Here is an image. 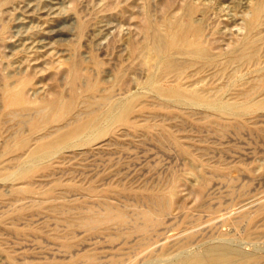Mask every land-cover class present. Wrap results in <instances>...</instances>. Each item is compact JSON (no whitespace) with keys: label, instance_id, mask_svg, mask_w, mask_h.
<instances>
[{"label":"rangeland","instance_id":"obj_1","mask_svg":"<svg viewBox=\"0 0 264 264\" xmlns=\"http://www.w3.org/2000/svg\"><path fill=\"white\" fill-rule=\"evenodd\" d=\"M255 2L0 0V264H178L220 246L264 264V14L253 59L212 65L240 52ZM186 3L211 63L174 51V76L148 33ZM57 97L71 106L46 124Z\"/></svg>","mask_w":264,"mask_h":264},{"label":"bare ground","instance_id":"obj_2","mask_svg":"<svg viewBox=\"0 0 264 264\" xmlns=\"http://www.w3.org/2000/svg\"><path fill=\"white\" fill-rule=\"evenodd\" d=\"M227 7H228V5H227ZM193 11H194V6L191 5L190 3H186L183 7V13L182 14L169 15V16L165 17L163 19V21L160 23V25H157V24L152 25L153 29L150 33H148V36L151 38V41L153 44L151 48L154 50L155 55L157 57V59H156V61H158L157 63L160 66H162L166 70L167 73H172V75H174V76H181V75L185 76L184 71L187 67L186 63L179 61V59L177 60V59L169 58V55L174 51L178 52V53H183V54L184 53L192 54L193 60L196 62H200L202 64V66L205 64L211 63L208 61H198V59L203 58L206 54H209V48L205 47L201 44V27L195 23L188 21L184 17L185 14H191ZM262 14H264V0H256L255 4H253V6H252V15L247 20V29H248L247 33L237 43L238 44L237 50L240 52L239 53H236V52L231 53L230 52V56L227 58L226 62L222 61V60H216V62L212 63V65L215 66V68H214L215 70L224 69L228 64V61H235V62L239 63L242 61L251 60L256 56V53H257L256 49H250V46L256 40V31L255 30L258 27V25L260 24V17ZM187 17H189V16H187ZM146 24L144 26L145 28H146ZM155 66H156V63H155ZM197 66H198V64H197ZM74 79H75V71H74V75L72 76V80H74ZM180 98L181 99L194 100L193 97H190L184 93L180 94ZM73 99H75V97H73ZM24 100H25V98L23 99V97H21V91L20 90L13 92V93L12 92H6V94H5V102H6L5 105H7V107L11 110H15V109L17 110L18 108L25 107ZM73 102H74V100H73ZM45 105H50V112H49V114H47L48 117L45 116V120H44L47 124L50 122L62 120L64 115L67 113V110L71 106V103H70V100H65L61 97H57V98H54L53 100H51L50 102L44 104L43 106H40V108H38V109H40V110L43 109L45 107ZM132 105H133V103H130L129 105H127V107L125 108L122 115H124V113H127L128 110L132 108L131 107ZM97 116H98L97 114L91 115L90 119L88 120L87 123H89V124L93 123L95 121V119L97 118ZM38 118L39 117H37V119ZM25 120H27V119H25ZM39 121L37 120V122H39ZM41 121H42V118H41ZM32 124L35 125L37 123L33 122ZM82 127H83V124H79L77 127H75V130L82 129ZM51 132L46 133L44 135V137L49 135ZM56 140L57 139H52V140H49L47 142H44L42 144V146L46 149H50L53 146V144L56 142ZM56 184L57 183H55L52 188L57 189ZM59 185L61 186V184H59ZM174 185L175 184H173V186ZM70 186H72V185H70ZM173 186L171 185L170 188H172ZM75 187L79 188V189L82 188L81 185H79V186L77 185ZM22 188L23 187H21V189ZM58 188H59V186H58ZM28 190L29 189L27 187V191ZM18 191H19V189H18ZM21 191L23 192V190H21ZM29 191H31V189ZM16 193H17V190H16ZM161 202H162V200H161ZM160 204H162V203H160ZM165 206H167L166 203H165ZM158 209H159V206H158ZM109 211H107L103 214L98 213L99 215H97V214H91L88 216L80 215L79 217L77 215L69 216L68 220H69V223H71L70 219L74 220L77 218L79 220V222H82L83 224L88 226L90 229H93V228H97L100 223L105 222L111 218V214ZM91 213H92V211H91ZM154 215H156V214L154 213ZM61 217H62V214H61ZM115 217L117 219L122 218V216L118 212L115 213ZM158 217H160V216H158ZM150 224H151V222H150ZM246 253L245 252L241 253L238 250L234 249L233 247L229 248V246L228 247L220 246L218 248H212L208 251L204 250V252H201V253L197 252V253H191V254L184 255L183 258L180 259L178 264H249V261L252 258H254L255 256L250 255L248 253L246 254ZM89 258H90V256L88 257V259ZM90 259H89V261H90ZM173 263L168 262V264H173Z\"/></svg>","mask_w":264,"mask_h":264}]
</instances>
